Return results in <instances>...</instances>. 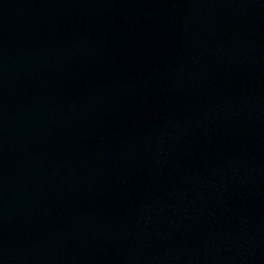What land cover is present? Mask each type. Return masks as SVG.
Returning a JSON list of instances; mask_svg holds the SVG:
<instances>
[{"label": "water", "instance_id": "water-1", "mask_svg": "<svg viewBox=\"0 0 264 264\" xmlns=\"http://www.w3.org/2000/svg\"><path fill=\"white\" fill-rule=\"evenodd\" d=\"M0 264H264V0H0Z\"/></svg>", "mask_w": 264, "mask_h": 264}]
</instances>
